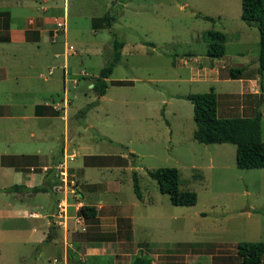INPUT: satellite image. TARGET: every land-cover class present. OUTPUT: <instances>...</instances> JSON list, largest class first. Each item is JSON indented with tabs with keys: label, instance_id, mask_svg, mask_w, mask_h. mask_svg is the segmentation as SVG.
<instances>
[{
	"label": "rangeland",
	"instance_id": "obj_1",
	"mask_svg": "<svg viewBox=\"0 0 264 264\" xmlns=\"http://www.w3.org/2000/svg\"><path fill=\"white\" fill-rule=\"evenodd\" d=\"M13 3L14 0H0V10L12 15L22 14ZM65 7V35L51 42L48 34L51 26L47 31L51 52L57 51L60 56L49 61L56 62L57 68L50 75L51 87L58 92L63 82L69 97H75L67 116L68 131L76 127L71 139L85 140L86 154L107 156L99 160L83 159L86 165L99 162L106 167L87 168V183L104 185L111 180V191L108 190L105 197L97 191L93 198L101 202L115 199L119 204L108 200L107 205L98 210V217L116 216L103 227L86 226V239L101 244L98 255L86 256L82 262L66 250L67 264L75 261L128 264L140 255L149 258L151 264H236L237 243H264V169L236 168L232 144L197 143L192 138L191 105L175 98V95L206 93L212 89L216 102L221 103L222 95L239 88V83L230 79L219 78L213 85L189 81L191 74L181 63L190 57L189 62L195 65L193 68L208 71L215 67L218 76L227 77L228 68H221V63L197 58L205 55L208 30L225 35L221 60L226 67L239 68L242 64L256 63L257 31L241 21L240 0H65ZM104 13L116 17L111 31L123 43V48L119 62L106 81L104 95L96 99L87 85L109 56L111 36L108 29H93L91 21ZM195 13L211 17L213 21L197 18ZM63 43L71 46L73 52L66 57L72 56V59L61 82V61L65 60ZM79 71L86 75L77 76ZM39 73L45 76L46 69ZM26 75L33 79L24 81L23 78L20 83L26 88H38L34 96H18L15 103L40 102L38 84L42 83L41 78L38 79L37 71H27ZM260 78L264 91V72ZM70 79L78 82L74 90H70ZM116 81L127 84L113 85ZM241 98L244 99V95ZM254 102L260 111V140L264 142L262 92L254 97ZM92 103L94 105L79 117L78 112ZM222 115L231 117L230 114ZM54 126L49 143L54 144L57 157L62 142L61 121L56 119ZM72 159L66 157V160ZM13 163L17 169L24 165L20 159ZM163 167L176 169L179 190L195 193L193 206H172L167 195L158 192L147 171ZM61 171L65 172L64 176ZM56 173L58 180L64 179L67 188L74 187L69 186L75 172L68 161L60 167L58 164ZM132 173L137 178L140 200L132 191ZM16 178H0V185L12 184ZM67 195L70 201L75 200L74 192ZM21 218L18 221L0 219V239H3L0 264H12V256L30 252L29 246L12 244L19 241L15 227L24 224L26 217ZM49 235L50 240L54 239V230ZM56 256L53 263L59 264V256ZM42 260L43 257L38 264H46ZM261 262L264 264V255Z\"/></svg>",
	"mask_w": 264,
	"mask_h": 264
},
{
	"label": "crops",
	"instance_id": "obj_2",
	"mask_svg": "<svg viewBox=\"0 0 264 264\" xmlns=\"http://www.w3.org/2000/svg\"><path fill=\"white\" fill-rule=\"evenodd\" d=\"M64 2L65 0H52L50 3H44L42 0H14L13 4L18 8L17 11L22 14L12 15L9 11L0 10L1 13L8 14L6 29L2 27L5 18L0 17V35L7 37V41L0 42V178L11 180L12 177L17 176L14 183L0 185V219L18 221L22 219V216L26 217L23 219V225L15 227L19 241L12 244L15 246L19 244V247L29 246V255L32 251L34 252L30 258H28V254L12 256L14 259L12 264H38L42 257V261L46 264H55L53 261L56 262V255L59 256V264H67L66 250L71 251L78 260L84 262L86 256H97L101 250V244L86 239V226L101 228L116 217L108 215L98 217V210L105 207L109 199L101 202L93 198L97 191L105 197L107 191H111L109 187L111 180H108V183L104 185L86 182L87 168L106 169L105 165L99 164V162L86 165L84 162L86 158L99 160L107 156L86 154L85 140L79 139L78 135L77 141L71 139L73 136L71 134L75 132L76 127L73 126L72 130L68 131L67 116L70 115L68 109L75 97L74 95L69 97V91L65 89L62 81L65 69L71 64L72 56L61 61V90L57 92L51 87L53 82L51 76L57 68L55 67L56 62L49 63V61L51 58L58 59L60 56L55 58L54 55L58 52H51L52 44L48 41L47 31L51 26V19L61 13ZM30 20L31 24L28 23ZM205 40L207 45L210 42L207 34ZM222 43L223 45L225 43L224 34ZM200 57L203 61L208 60L206 55L197 58ZM223 57L224 54L217 59L209 58V60H212V63H221V68L229 69L226 67V63L222 62ZM189 60L191 57L181 63V66L184 65L182 67L191 74L189 81H205L213 85L218 83L219 78L224 81L229 79L228 76H218L215 67L208 71L193 68L195 65L191 64ZM40 64L43 65L39 68ZM239 68L243 70L239 79H230L239 83L237 91L222 95L223 101L216 102V115L219 118H224L221 117L222 113L230 114L231 117H252L255 112L260 113L254 102V97L257 98L261 92L262 97L264 95V91H259L261 78L256 72L257 61L249 66L242 64ZM43 69H46L45 76H40L39 70ZM27 71H37L38 79L41 78L42 83L38 84L39 88L41 87V91L38 93L42 96L41 100L28 105L15 103L18 101V96H34L38 88H26L20 83L23 78H25L24 81L33 79L26 75ZM81 75L86 74L84 71L77 72V76L83 77ZM47 76L50 77L46 78ZM70 81V90H74L78 82L75 79H70ZM87 86L91 88V85ZM185 95H175V98L182 99L181 97ZM241 95H244V99L241 98ZM242 113H246V115L242 116ZM56 119L62 123L60 133L62 142L57 157L54 156V144L49 143ZM66 157L73 159L69 161L66 160ZM121 157L119 156V158ZM17 159L24 161V165L19 167L20 169H17L16 164L13 163ZM66 161L75 172L69 181V186L74 185L72 188H67L64 179H57L56 166L59 164L60 167L61 164H66ZM34 169H38V172L34 173ZM60 174L64 176L65 172L61 171ZM12 185H21L25 188L43 186L46 191L36 193L25 190L15 193L2 191ZM73 192L75 200L70 201L67 194ZM114 200L109 201L114 205H119ZM81 206L93 207L94 214L89 217L80 215L78 210ZM53 230L55 232L54 239L43 243L46 235L51 234ZM55 239L60 243H56ZM2 240L0 239V246H2ZM44 252L45 254H43Z\"/></svg>",
	"mask_w": 264,
	"mask_h": 264
},
{
	"label": "trees",
	"instance_id": "obj_3",
	"mask_svg": "<svg viewBox=\"0 0 264 264\" xmlns=\"http://www.w3.org/2000/svg\"><path fill=\"white\" fill-rule=\"evenodd\" d=\"M4 17L2 27H7V13H1ZM195 17L204 21H213L211 17L195 14ZM241 21L247 26L256 28L258 36L257 46V68L258 76L264 72V0H240ZM116 17L109 13H104L100 18L91 21L93 29L105 28L109 30L111 39L109 42V56L104 65L99 69L97 75L91 78L90 90L96 99L101 97L106 90V80L110 76L113 67L119 62L123 43L117 39L111 31V24ZM2 22V20H1ZM210 42L206 45L205 55L210 59H217L224 54L223 34L219 31L208 30L206 32ZM7 41V37L0 35V42ZM148 45H152L148 43ZM241 68H229L227 76L229 79H239L242 73ZM113 85H125L126 82L116 81ZM261 84H259V91ZM190 103L192 108V121L194 130L192 138L200 144H232L234 145V164L238 169H264V142L260 140V113L255 112L252 117H230L219 118L216 115V97L213 90L206 93H188L181 97ZM94 103L82 108L78 115L81 117L87 109ZM148 177L155 181L157 190L161 194H166L172 206L190 207L196 202V195L192 191H181L178 189V177L175 168L163 167L153 171H147ZM132 191L137 200L141 195L135 173H132ZM29 191L32 193L44 192L46 188L37 186L25 188L21 185H12L3 189V192L15 193L19 191ZM79 214L89 217L94 214V208L81 206ZM49 234L44 238L43 243L50 241ZM40 247V246H38ZM264 255L263 242H239L236 244V264H262L261 258ZM73 264H83L75 261ZM128 264H151V260L145 256H135Z\"/></svg>",
	"mask_w": 264,
	"mask_h": 264
},
{
	"label": "built area",
	"instance_id": "obj_4",
	"mask_svg": "<svg viewBox=\"0 0 264 264\" xmlns=\"http://www.w3.org/2000/svg\"><path fill=\"white\" fill-rule=\"evenodd\" d=\"M44 3H50L52 0H42ZM66 8L65 2L61 8V13L57 16H54L51 19L50 25L51 28L48 31L49 39L51 42H56L60 37H63L66 32V22H65ZM31 24V20L28 22ZM73 52L71 46H67L66 43H63V52L62 56L66 59L67 55H70ZM55 58L59 57V54L54 55Z\"/></svg>",
	"mask_w": 264,
	"mask_h": 264
},
{
	"label": "water",
	"instance_id": "obj_5",
	"mask_svg": "<svg viewBox=\"0 0 264 264\" xmlns=\"http://www.w3.org/2000/svg\"><path fill=\"white\" fill-rule=\"evenodd\" d=\"M131 157V156H130Z\"/></svg>",
	"mask_w": 264,
	"mask_h": 264
}]
</instances>
